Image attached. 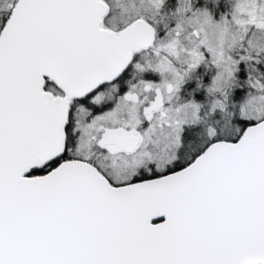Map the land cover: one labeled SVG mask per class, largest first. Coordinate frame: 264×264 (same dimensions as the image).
I'll use <instances>...</instances> for the list:
<instances>
[{
  "label": "snow or ice",
  "instance_id": "6c2138e0",
  "mask_svg": "<svg viewBox=\"0 0 264 264\" xmlns=\"http://www.w3.org/2000/svg\"><path fill=\"white\" fill-rule=\"evenodd\" d=\"M0 264H264V0H0Z\"/></svg>",
  "mask_w": 264,
  "mask_h": 264
}]
</instances>
